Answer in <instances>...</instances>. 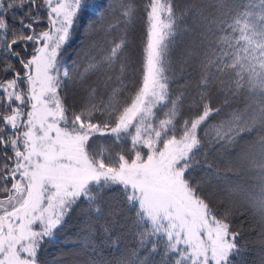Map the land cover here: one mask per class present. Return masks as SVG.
<instances>
[{
    "label": "snow or ice",
    "instance_id": "obj_1",
    "mask_svg": "<svg viewBox=\"0 0 264 264\" xmlns=\"http://www.w3.org/2000/svg\"><path fill=\"white\" fill-rule=\"evenodd\" d=\"M88 7L0 0V264L264 253V0Z\"/></svg>",
    "mask_w": 264,
    "mask_h": 264
},
{
    "label": "trees",
    "instance_id": "obj_2",
    "mask_svg": "<svg viewBox=\"0 0 264 264\" xmlns=\"http://www.w3.org/2000/svg\"><path fill=\"white\" fill-rule=\"evenodd\" d=\"M89 7L85 11L84 15L81 17L80 23L77 25V30L72 38V40L67 45L69 56H74L75 50H78L85 43V25L87 22L94 18L98 11H100L103 7L106 6V0H88ZM20 13H17L19 15ZM187 43V39L185 41ZM175 58V57H174ZM191 71V69H188ZM219 167L224 169V160L220 159L217 161ZM242 175V174H241ZM229 178L236 180L237 176L234 173L228 174ZM214 184L218 183L217 181H213ZM248 222H245V228H247ZM78 227V219L74 216L71 220H69L68 225L64 232L61 233V244L66 246L65 250L67 251L72 247L74 236L73 233L77 231ZM255 232H246L244 240L248 241L247 250L245 251L242 258V264H261V257L264 253L261 252V248L258 243H253L252 239L255 237ZM244 240L241 243H244ZM129 247H134L135 242L131 239L124 242ZM124 247V244H121V248ZM51 251L55 252L56 249L52 248ZM103 255L111 260L112 256L115 255V251L112 250V255L109 254V251H104ZM159 259V257H157Z\"/></svg>",
    "mask_w": 264,
    "mask_h": 264
}]
</instances>
